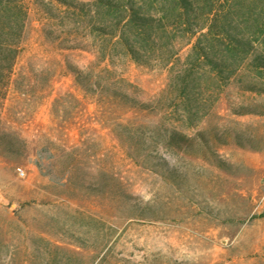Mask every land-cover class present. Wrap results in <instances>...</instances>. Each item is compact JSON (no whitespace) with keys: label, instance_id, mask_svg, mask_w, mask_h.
Instances as JSON below:
<instances>
[{"label":"rangeland","instance_id":"obj_1","mask_svg":"<svg viewBox=\"0 0 264 264\" xmlns=\"http://www.w3.org/2000/svg\"><path fill=\"white\" fill-rule=\"evenodd\" d=\"M74 30L32 13L13 76L31 83L2 111L24 145L0 148V264H264V82L204 66L181 102L171 81L198 32L174 65L116 57L146 105L111 108L67 68L107 64ZM251 41L264 53V23Z\"/></svg>","mask_w":264,"mask_h":264},{"label":"trees","instance_id":"obj_2","mask_svg":"<svg viewBox=\"0 0 264 264\" xmlns=\"http://www.w3.org/2000/svg\"><path fill=\"white\" fill-rule=\"evenodd\" d=\"M32 13L70 23L76 31L73 38L81 34L94 44L96 66L106 62L104 67L95 71L69 64L67 68L85 93L95 91L111 108L126 111L146 105L129 93L125 78L115 76L116 57L149 67L174 65L179 51L198 32L186 66L171 81L181 102L195 98L204 66L227 81L246 64L264 82V53L249 55L251 36L264 23V0H0V148L6 153H21L24 145L23 138L3 126L2 111L11 86L27 94L22 85L31 83L26 75L21 83L13 76ZM249 88L259 89L254 84Z\"/></svg>","mask_w":264,"mask_h":264},{"label":"built area","instance_id":"obj_3","mask_svg":"<svg viewBox=\"0 0 264 264\" xmlns=\"http://www.w3.org/2000/svg\"><path fill=\"white\" fill-rule=\"evenodd\" d=\"M17 172L21 176H24L25 175V171L22 168H20V167L17 168Z\"/></svg>","mask_w":264,"mask_h":264}]
</instances>
